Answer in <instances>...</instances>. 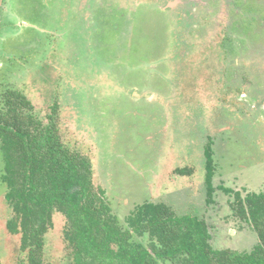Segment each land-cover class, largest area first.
<instances>
[{
  "label": "rangeland",
  "instance_id": "obj_1",
  "mask_svg": "<svg viewBox=\"0 0 264 264\" xmlns=\"http://www.w3.org/2000/svg\"><path fill=\"white\" fill-rule=\"evenodd\" d=\"M0 118L43 141L53 118L61 149L91 161L94 186L150 250V234L126 221L146 201L202 216L213 247L263 243L232 205L235 192L245 206L264 192V0H0ZM10 130L0 134V264L26 255L7 228L19 182ZM52 218L43 264H72L67 219ZM259 219L264 231V208Z\"/></svg>",
  "mask_w": 264,
  "mask_h": 264
},
{
  "label": "trees",
  "instance_id": "obj_2",
  "mask_svg": "<svg viewBox=\"0 0 264 264\" xmlns=\"http://www.w3.org/2000/svg\"><path fill=\"white\" fill-rule=\"evenodd\" d=\"M15 121L0 118V134L11 129L16 135L17 155L9 158L8 165L12 170L15 166L13 171L19 182L10 181L12 187L6 199L14 209V216L7 222L8 231L21 235L20 247L26 252L18 264H43L44 234L53 223L55 209L67 219L63 233L72 264H156L160 259H181L182 264H264V231L259 230L264 192L248 195L245 199L248 206L240 192L234 193L240 207L237 210L233 204V209L243 218L253 217L250 221L263 240L254 250L214 249L204 219L190 214L179 217L164 202L146 201L138 204L126 221L137 232L145 230L150 234V250L133 240L131 229L120 224L106 202L105 190L94 186L91 161L61 149L59 130L53 118L42 133L45 141L28 125ZM205 156L210 203L214 173L210 146L206 147Z\"/></svg>",
  "mask_w": 264,
  "mask_h": 264
},
{
  "label": "crops",
  "instance_id": "obj_3",
  "mask_svg": "<svg viewBox=\"0 0 264 264\" xmlns=\"http://www.w3.org/2000/svg\"><path fill=\"white\" fill-rule=\"evenodd\" d=\"M190 192V191H189ZM176 201H178V200H176ZM167 204V203H166ZM168 205V204H167ZM173 207V206H172ZM178 207V206H177ZM179 209H180V207H178ZM232 211H233V209H232ZM189 214V213H188ZM190 215H197L198 217H199V215L198 214H195V213H190ZM200 218V217H199ZM201 219H204L202 216H201ZM207 224V223H206ZM222 224V223H221ZM229 225H231V222H229V224L228 223H226L225 222V224H223V225H221V226H223V227H226L227 226V229H228V232H231V230H229L230 228H229ZM207 226H208V228L210 229V225L209 224H207ZM209 231V234H210V236H211V242L213 243V241H214V234L212 235L211 234V231L210 230H208ZM245 235V234H244ZM222 238H223V240H222V243L224 244V245H228V244H226L227 243V240H226V238H225V236H224V234H223V236H222ZM212 243H211V245H212ZM212 247H213V245H212ZM234 246H231V249L233 248ZM214 249H217V250H223V249H230V247L229 246H223V247H213Z\"/></svg>",
  "mask_w": 264,
  "mask_h": 264
}]
</instances>
